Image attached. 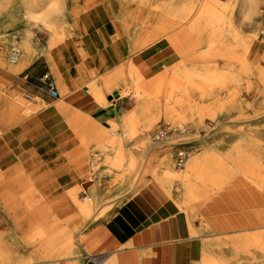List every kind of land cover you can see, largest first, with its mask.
Masks as SVG:
<instances>
[{
  "label": "bare ground",
  "instance_id": "bare-ground-1",
  "mask_svg": "<svg viewBox=\"0 0 264 264\" xmlns=\"http://www.w3.org/2000/svg\"><path fill=\"white\" fill-rule=\"evenodd\" d=\"M111 1L130 3L132 16L138 22L140 29H138L137 42H132L128 36L129 49L138 48L137 51L131 54L125 62L122 61L113 67L116 68L115 75H110L109 70L101 73L103 82L97 78V74H94L89 79L72 87L69 82L65 81L62 74H58L60 88L66 96L60 97V100L56 102L57 110L63 116L66 125L75 132L78 138L86 145L95 148L91 168L105 167L104 163L112 159L109 155L110 149L117 148L113 162L121 160V143L127 141L129 136H135L131 133H137L138 129L132 122L136 121L137 116H141L144 122L140 127L143 134L139 144L140 149L143 155L150 154L149 159L158 155L157 152L161 150L159 155H162L161 164L163 166L152 171V174L155 180L162 181L168 186L184 188L185 198L182 203L170 199L172 206L177 210L184 211L187 219H191L188 215L200 201V196L197 195L199 184H202L203 186H201L205 189L202 196L204 200L209 199L216 190L225 187L226 178L231 179L232 187L252 185L254 187L250 188L254 189V192L262 193L264 196V170L258 169V166L263 164L261 160L264 157V141L255 135L241 134L233 141V148L229 151L224 150L221 142L212 143L210 147L205 146L199 152H187L186 150L183 161L176 164L178 166L176 172L172 170L168 159L171 156L173 145L176 144L175 131L179 127L187 129L183 122L192 121V126L198 128L197 130L201 127L208 128L203 119L198 118L193 111L188 113L182 111V107L191 101L190 89L192 91L194 87L199 88L198 86L203 80L207 83H214L218 87L229 86L230 89H234L244 78L249 80L252 74H256L258 90L264 91V70L253 64L248 58L249 53L256 47L258 31H255L254 35H247L237 23L239 15L249 16L251 10L259 3H264V0ZM66 4L67 0H0V22L7 20L10 23H15L19 19L25 21L26 17L41 21L49 29L51 39L55 40L59 36V31L67 26V17L74 16L78 12V8L74 9ZM151 22L154 23L153 26H150ZM2 26L3 30L0 32V74L4 80L9 73L31 65L39 57L40 50L35 44V36L31 30L19 32L17 36L8 34L7 25ZM160 39L167 40L179 56L178 61L170 66V69L184 83L181 86L173 87L167 98L168 101L173 100L177 90L181 94L176 99L179 108L164 109L158 105L155 96L144 94V87L140 84L144 76L143 74L138 75L139 68L132 59L135 53ZM15 48L20 53L15 52ZM217 58L224 59L228 65V70L222 76L213 72L211 74L204 72L200 67L203 61L216 60ZM123 76L126 85L120 88L116 85ZM113 85L115 86L112 87ZM106 87L110 89L111 93L117 90L119 96L114 95L109 102H106ZM4 89V84L0 81V121L16 125L19 121L33 117L37 113L32 103L19 100L17 103L12 102L10 94H6ZM20 92L23 95L26 93H23L22 88ZM76 94L87 95L89 99L102 106L115 103L124 97L132 98L135 95L137 104L129 114H124L122 118L120 117L121 119H118L120 123L123 122V133L117 132L118 135H110L107 128L113 130L116 126L112 122V118L118 116L117 108L110 110L112 113L107 118L97 117L101 126L90 124L89 118L95 115L91 112L83 113L80 106L72 103L71 97ZM231 95L232 93H229L218 99L219 109H227L230 106L227 110L234 112L236 106L233 105ZM26 96L30 95L26 93ZM67 97L70 98L67 99ZM224 115L226 112L219 113L215 108H212L211 116L217 121L216 126L219 129L223 126L220 121ZM163 119L169 120L171 125L159 129L154 135L156 140L153 141L150 134L151 128L155 122ZM165 129L168 132L162 136L161 132ZM251 130L264 134V123L257 125L255 129L251 128ZM171 131L173 135L170 134ZM167 140L170 142L165 143ZM148 165H151V160ZM89 180L93 182L86 185L87 178L76 187L70 188L71 197L81 212L85 214L95 209L102 200L98 191V180L95 177H89ZM81 186L83 188L80 190ZM210 188L212 190L207 191ZM0 189V199L11 197V204H19L20 212L23 213L19 220L23 222V230L29 240L26 244L27 254L18 264H82L79 249L72 247L75 238L68 235L69 230L62 231L55 225L47 228L49 212L34 208L35 203L40 199L34 184L24 175V168L21 164L7 171L0 170ZM80 192L85 193L81 198ZM165 194L169 196L168 193ZM89 198L88 202L79 201V199L87 200ZM260 221L264 222V213L260 216ZM188 223L191 237L197 233L204 237L201 232L209 230L206 226L198 228L194 227L190 221ZM261 227L262 230L245 231L229 236L225 235L222 238H209L203 240L198 248L188 246L184 249H174L171 255L176 261L190 256L194 262L198 261L194 264H232L233 262L241 264L246 258L250 259L253 264H261L254 261L252 252V250L258 249L264 253V226ZM46 228V233L43 234L42 232ZM98 237L100 236L97 235L95 239ZM130 239L117 248L100 251L96 257L91 256L92 260L97 261L95 264H119V250L131 245L133 241ZM226 245H229L228 249H226ZM224 246L225 248H223ZM197 253L200 254L198 257Z\"/></svg>",
  "mask_w": 264,
  "mask_h": 264
},
{
  "label": "rangeland",
  "instance_id": "rangeland-1",
  "mask_svg": "<svg viewBox=\"0 0 264 264\" xmlns=\"http://www.w3.org/2000/svg\"><path fill=\"white\" fill-rule=\"evenodd\" d=\"M97 1L99 0H75L74 2L67 0L66 6L73 7L74 9L78 8V12H76L74 16L69 15L67 17V26L59 31V36L55 40L51 39L49 29L41 21L26 17L25 21L19 19L15 23H10L7 20L0 22V32L3 30L2 25H7L8 34H14L17 36L19 32H24V30L27 29L31 30L32 34L35 36V44L40 50L39 57L31 65L16 72L9 73L8 76L5 77V81L2 79L4 78L2 74H0V81L4 84L5 88L4 91L6 94H10V100L12 102L17 103L19 100L32 103V106L37 112L43 110L48 103L58 102L60 99L52 97L49 94L45 87V83L41 78L42 74L48 70L55 77L61 95L64 97L65 92L60 88L58 80L59 73L51 68L48 61L50 60V52L53 47L67 39L68 36L74 32L79 14L86 7ZM113 3L116 10V17L126 26L130 40L134 43L137 42L139 38L138 29H140V26H138V22L132 16V7L130 6V3ZM251 11L252 12L249 16L239 15L237 17V23L247 35H254L255 31H258L256 39L258 42L260 40L259 38L264 37V30L260 29L263 28L264 3H259L258 6ZM153 24L154 23L151 22L150 26H153ZM137 49L138 48L129 50L128 55L123 61L125 62V60L130 58V55L136 52ZM253 56V52H250L248 58L253 64L257 65ZM200 67H202L204 72H210L209 74L213 72L221 76L228 70V65L222 58L203 61ZM115 71L116 68H111L108 73L110 75H115ZM100 74H97L98 79H101ZM138 75H142L140 70ZM101 81L103 82V79H101ZM125 81L126 80L123 76L116 86H119L120 88L124 87L126 85ZM183 83V80L174 75L173 85L166 91L156 92L144 88V94L155 96L158 105L164 109L179 108L176 99L179 98L181 94L177 90L175 91L173 100L168 101L167 98L173 87L181 86ZM114 86L115 85L112 87ZM198 87L199 88L194 87L192 91L191 89L189 90L191 101L182 107V111L186 113L193 111L198 118L203 119L208 128L201 127L197 130L198 128L196 129V127L192 126V121H189L188 123L183 122V125H185V128L187 129L179 127V129L175 131L174 135H176V137L174 139L176 144L173 145L171 156L168 157L171 168L174 172H176V167L178 168L176 164H178L177 157L179 150L185 149L187 152H199L202 151L205 146L210 147L212 143L221 142V146L224 150L229 151L233 148V141L241 134H252L264 141L263 132L256 133L251 130V128L255 129L257 125H263L264 123V91L258 90L259 86L256 74H252L249 77V80L244 78L234 89H230L229 86L218 87L216 84L207 83L205 80H203ZM21 88L23 89V93L26 92L30 96H26V93L25 95L21 94ZM107 89L109 88H105V93L107 95L105 100L106 102H109V95L112 93L110 89ZM229 93H232V102L233 105L236 106V108L234 107V112L228 111L230 106L227 107L228 110L219 109L218 99L227 96ZM69 98L70 97H67V99ZM71 99L72 103L80 106L83 113L91 112L95 115L89 118L90 124H97L100 126L102 124L97 120V117L107 118L112 113L110 110L117 108L118 116L112 118V122L116 126L113 130L107 128L110 135H118L117 132L120 134L123 133V122L120 123L118 119H121L124 114H129L137 104V96L135 95L132 96V98L124 97L117 100L115 103H109L106 106L96 104L92 99H89V96L87 95L76 94L73 95ZM212 108H215L219 113L226 112V115H224V118L220 121L223 123L221 129L216 126L217 121L211 116ZM143 122L144 119L141 118V116H137L136 121L132 122L136 125L138 131L137 133H131L135 136H129L127 141L121 143V160L113 162L117 148L110 149L109 155L112 159L107 163H104L105 167H99L97 169L91 168V162L95 151L93 146L86 145L75 133H73L70 136L71 138H68L67 140V143H72L71 148L73 149L74 157L81 154L80 147H78L77 143L81 145L83 149V156L81 158L84 159V165L87 170L83 176V181L88 178V181L86 182L87 185L93 182L89 180V177H95V179L98 180V191L102 197V200L98 203L95 209L88 214L82 213L84 223L75 229L68 231V235L75 238L72 247H77L79 249L82 264H86L89 257L90 260H92L93 258H91V256L96 257L100 251L115 248L117 246L112 241L113 236L107 229L106 225L112 221L117 209L132 195L137 193L142 186L155 184L163 192L168 193L169 198L173 199L175 202L178 201V203H182L185 198L184 188L179 186H168L162 181L155 180L152 171L160 169L161 166H163L161 164L162 155H159L161 154V150L157 152L158 155L152 156L150 159V154L143 155L139 145L141 137L143 136L140 131ZM169 122V120L163 119L153 124L150 131L153 141L156 140L154 137L155 133L162 127L170 126L171 124H169ZM14 125H9L0 121V135L6 129H9ZM170 134L173 135V132L171 131ZM166 142L168 143L170 140L165 141V143ZM149 160H151L150 166L148 165ZM261 161H263V164L259 165L258 169L264 170V157ZM232 168L234 169V167ZM225 181V187L216 190V192L206 200L202 197L205 192L204 187H202L203 185H198L197 195L200 196V201L197 202L196 207L193 208V211L190 212L188 216L194 219L198 224V226L193 224L194 227L200 228L206 226L209 229L201 232L204 237L197 233L195 236L187 239L167 241L147 248L190 244L198 248L203 240L209 238H222V236L225 235L229 236L245 231L262 230L263 228L261 226H264V222L260 221V216L264 213V196L262 193L254 192V189L250 188L254 187L252 185L232 187L230 185L231 179L226 178ZM82 188L83 187L81 186L80 190ZM36 190L40 199V201L36 202L34 206V208L37 209L42 206L41 203L43 197L37 188ZM211 190L212 189L210 188L207 191ZM83 194L85 193H79L80 198ZM89 200L90 198L87 200L79 199L80 202H88ZM19 206V204H11V197H6L4 200L0 199L1 264L21 263L22 259L25 258L27 254L26 244L28 243L29 238L23 230V222L19 220L20 217L23 216V213L20 212ZM47 228H49V226ZM47 228L42 232L43 234L46 233ZM97 235L100 237L95 239ZM100 238L102 240L101 242L99 240ZM127 246L130 247L131 245ZM223 248H225V246ZM228 248L229 245H226V249ZM142 249L146 248H135L133 251L137 252ZM252 252L254 253V261L256 263L264 264V253L258 249L254 251L252 250ZM199 255L200 254L197 253L196 256L198 257ZM96 262V260L91 261L93 264ZM196 262L198 261L195 260V262L193 261L191 264ZM234 263L235 262L232 264ZM241 264L253 263L250 259L246 258Z\"/></svg>",
  "mask_w": 264,
  "mask_h": 264
},
{
  "label": "crops",
  "instance_id": "crops-1",
  "mask_svg": "<svg viewBox=\"0 0 264 264\" xmlns=\"http://www.w3.org/2000/svg\"><path fill=\"white\" fill-rule=\"evenodd\" d=\"M129 50L128 32L116 17L114 3L99 0L79 14L74 32L52 48L48 61L54 71L75 87L92 75L120 64ZM252 52L257 65L264 70V37L256 41ZM132 59L144 76L141 81L144 88L160 92L173 85L170 66L179 56L167 40H157L135 53ZM56 106L55 102L46 104L33 117L0 135V170L7 171L21 164L26 178L42 194L39 208L49 212L47 226L73 230L84 220L70 188L83 181L87 170L81 158V145L77 143L81 154L74 157L72 143H67L75 132L66 125ZM128 200L106 225L116 248L130 238L133 241L130 247L119 250V264H138V255L139 264H191L190 256L176 261L171 255L174 249L193 246L191 244L147 247L190 238L188 222L198 226L195 220L187 219L184 211L174 208L171 199L155 184L142 186ZM135 248L146 249L136 252Z\"/></svg>",
  "mask_w": 264,
  "mask_h": 264
},
{
  "label": "built area",
  "instance_id": "built-area-1",
  "mask_svg": "<svg viewBox=\"0 0 264 264\" xmlns=\"http://www.w3.org/2000/svg\"><path fill=\"white\" fill-rule=\"evenodd\" d=\"M15 52H19L16 48L14 49ZM42 80L45 83V87L47 89V91L49 92V94L52 97L55 98H60L62 97L61 95V91L59 89L58 83L55 79V77L48 71H45L42 74ZM168 131L165 129L164 131L161 132L162 136H164ZM186 154V150H181L178 152V163H181L184 159V156ZM91 263L90 257L88 259V261L86 262V264Z\"/></svg>",
  "mask_w": 264,
  "mask_h": 264
},
{
  "label": "water",
  "instance_id": "water-1",
  "mask_svg": "<svg viewBox=\"0 0 264 264\" xmlns=\"http://www.w3.org/2000/svg\"><path fill=\"white\" fill-rule=\"evenodd\" d=\"M114 95L119 96V93L117 90L113 91V93L109 95V98L111 99Z\"/></svg>",
  "mask_w": 264,
  "mask_h": 264
}]
</instances>
